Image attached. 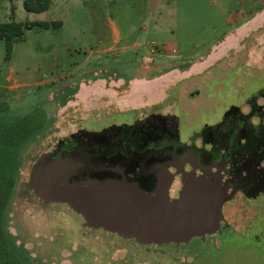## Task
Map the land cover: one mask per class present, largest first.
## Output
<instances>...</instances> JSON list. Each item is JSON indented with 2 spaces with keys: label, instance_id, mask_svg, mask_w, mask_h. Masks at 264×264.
I'll return each instance as SVG.
<instances>
[{
  "label": "rangeland",
  "instance_id": "374dc122",
  "mask_svg": "<svg viewBox=\"0 0 264 264\" xmlns=\"http://www.w3.org/2000/svg\"><path fill=\"white\" fill-rule=\"evenodd\" d=\"M22 1L0 0V22L42 17L26 11ZM70 2L74 8L60 16L62 26L27 31L8 59L0 39V85L12 74L19 82L37 76V84L46 87H32L29 93L17 88L10 92L15 96L0 99L9 104L8 117L45 107L47 92L54 93L45 126L21 153L6 210V228L26 251L29 264H264L263 192L233 194L223 205L219 229L203 238L147 244L88 226L69 204L38 198L28 180L32 164L48 151H58L61 140L80 136L82 126L95 133L89 132L87 146L95 153L104 142L99 139L96 146L95 135L104 136L111 153L123 141L129 150L144 136L148 141L166 132L159 114L166 117L170 133L199 145L205 125L219 123L230 111L237 128L226 137L238 145L239 114L257 123L261 111L251 106H262L264 113V98L258 95L264 89V0ZM134 77L151 81L136 92L141 102L133 109L116 108L127 102L123 95ZM95 78L105 81L95 85L98 92L105 91L95 107L116 106L93 109L80 124L92 108L60 110L59 102L67 88ZM73 147L67 148H78Z\"/></svg>",
  "mask_w": 264,
  "mask_h": 264
},
{
  "label": "water",
  "instance_id": "95a60500",
  "mask_svg": "<svg viewBox=\"0 0 264 264\" xmlns=\"http://www.w3.org/2000/svg\"><path fill=\"white\" fill-rule=\"evenodd\" d=\"M127 163L62 151L32 167L29 186L41 200L69 204L88 226L140 243H185L219 229L222 204L233 193L218 174L189 175L179 198L169 201L171 176L158 194H144L123 170Z\"/></svg>",
  "mask_w": 264,
  "mask_h": 264
},
{
  "label": "crops",
  "instance_id": "0c3cea01",
  "mask_svg": "<svg viewBox=\"0 0 264 264\" xmlns=\"http://www.w3.org/2000/svg\"><path fill=\"white\" fill-rule=\"evenodd\" d=\"M70 1L71 0H52L47 10L41 13H38V14H41L42 17L27 18L26 21L55 22L54 26H62L63 22L60 16L64 14V12H67L74 8V5H73L74 3ZM22 5H23V1H22ZM116 31L118 33L117 29L115 30V32ZM118 38H119L118 41H120L121 37H118ZM91 53L93 52L91 51ZM95 56H98V55H95ZM23 79L24 81L22 80L21 82H19L18 79L15 78L12 74H8L5 77V82L0 85V88H1L0 99H3L6 95H9V94L14 95V93H10V92L18 91L17 88H22V87L26 88V93L31 92L33 88H37L38 90H42L41 88L43 89L46 88L45 85L37 84L39 82L37 76H34L31 81L29 80L30 77L28 76H23ZM125 81L126 80L124 78L119 79V82L125 83ZM10 82H12L13 85H9ZM102 82L104 83L105 81H103L100 78H97L94 81L89 80V79L80 80L77 86V90L75 91L74 94H71L69 96V100L66 102L64 106L60 108V110L61 109L65 110L66 108L75 107V106L76 107L80 106V108H85V109L92 108L91 110H89L88 115L84 117V119L80 120V124H81L82 121L88 118L90 113L94 111L93 109L98 110V109H107L109 107H115L116 105L114 104L109 105V103L107 105H104L106 107H103V105H99V104L97 105V107H95L94 105L95 100H97L99 96L105 94L104 93L105 91L98 92L95 87L96 84L102 83ZM149 82L151 81L145 78H138V77H134L128 80V91L127 93L123 95L125 98H127L126 100L127 102H125L123 105L122 104L117 105L116 108H122V109L123 108H131V109L136 108L139 102H141V100L139 101L137 99L136 92L143 90L145 87L147 88ZM56 85L58 84L55 83L54 86ZM53 95H54L53 92H50V91L47 92V99L43 103L45 104V107L43 108L46 110V113L48 112L47 105L51 104V99L53 98ZM159 115L164 118L163 121H166L165 122L166 132L164 131L159 136H154V138L148 141H147L148 139L147 136H144L145 137L144 142L142 143L137 142V144H134L131 148H129V150L125 147V142L123 141L119 144L120 147H117L111 153H107L106 147H105L106 140L104 136L95 135L93 137V138H97V144L95 145L96 146L98 145L99 139H103L104 141L102 143L103 146L102 145L99 146V150H98L99 153H95L93 149H90L92 150V152L88 151L87 146H89L88 144L90 143L89 134L90 133L95 134V133L88 131L86 129L83 131L84 128L82 126L81 128L82 133L79 134L80 136H72L71 138H65L61 140L58 144V147L60 148L58 149V151H57V148H55L52 151H48L47 152L48 154L46 153L45 155L41 157L39 156V157L41 159L45 157L52 159V158L57 157L58 154L62 151H66V152L73 151V152H81L88 156H100V157H103L105 160L112 159L114 161H117V160L128 161L127 165L124 166L123 170H125V173L127 174L129 178L134 179L137 189H139L144 194L155 196L156 194H158L161 186L164 183H166V181L168 182L167 179L171 176V182L167 184L168 186L166 190L167 199L169 201H173L179 198L180 192L184 186V182L188 178L189 175H192L194 177H201V176H207L208 174L209 175L218 174L221 177L222 185H226L227 192L230 193L231 192L230 184H229L230 179L224 177V174H222V170H220L217 165L205 166V164H202L201 162H199L200 164L199 166L191 167L189 163H186L182 165V170H181L180 165L182 163V159L179 158L180 154L178 153L177 145L175 146L171 145V142L176 140V141H179L181 144H186L189 146L192 143L197 148V149L195 147L192 148V150H195V151H199V148H202V146H204L206 150H211L214 147H216L217 149L218 147H220V149H218L216 152L217 157H218L219 151L223 148L228 147L232 141V137H226L225 135L223 136V134H221V132L218 131L217 126L221 121H223L225 116L223 117V119H221L219 123H216L213 126L205 125L204 127L203 125L204 127L203 132L205 135L198 138L200 140V143L199 145H196L195 141L194 142L192 141L193 139L187 142L184 139L179 138V136L176 134L172 136L171 135L172 133H170L169 129L166 128V125H167L166 117L161 114ZM175 122H176L175 125H177L178 120H176ZM257 123H254L253 121H251L252 125H256ZM134 125H139V124L138 122H136ZM262 128L264 130V121H263ZM241 139L242 138L240 137L239 139L240 143H242ZM71 145L74 146L73 148L77 146L78 148L68 150V148ZM54 150H56V152H54ZM189 156L191 157V154H189ZM190 157H188V159L192 158ZM38 161L39 160L37 159L36 162L32 164L30 171H29L28 180L30 179V173H31L32 167L35 164H37ZM261 162H264V159L261 160ZM260 165H261L260 167H264V164L261 163ZM243 173L249 174V172L246 170H243ZM232 193L235 194L234 192ZM232 198L233 197L226 199L222 204V208H223V205L225 206L228 204L226 203V201Z\"/></svg>",
  "mask_w": 264,
  "mask_h": 264
},
{
  "label": "trees",
  "instance_id": "16d2710c",
  "mask_svg": "<svg viewBox=\"0 0 264 264\" xmlns=\"http://www.w3.org/2000/svg\"><path fill=\"white\" fill-rule=\"evenodd\" d=\"M51 1L23 0V7L28 12L41 13L49 8ZM54 25L55 22L47 21L0 22V39L5 43V59L9 58L14 44L25 38L28 30L46 29ZM76 90L77 86L67 88L59 105L64 106ZM258 95L264 98V89ZM8 111V102L0 100V264H29L26 251L16 243V237L6 228V210L19 176L21 153L45 126L47 113L44 108L35 107L24 115L10 118Z\"/></svg>",
  "mask_w": 264,
  "mask_h": 264
},
{
  "label": "flooded vegetation",
  "instance_id": "af4514ba",
  "mask_svg": "<svg viewBox=\"0 0 264 264\" xmlns=\"http://www.w3.org/2000/svg\"><path fill=\"white\" fill-rule=\"evenodd\" d=\"M252 110L261 111L257 113L258 123L252 125L250 121V116H246L240 113V120L243 121L239 126L240 137L242 138L236 145L232 139L229 144V148H223L219 151L217 157L218 147H214L211 150H206L204 146L199 148V151L192 150L195 146L181 144L179 141L174 140L171 145H177L178 153L182 159L180 169L182 170V165L189 163L191 167L199 166V162L205 164V166L217 165L225 178L230 179V191L234 192L235 195L242 193V195H247L249 191H253V196H257L260 193H264V167H260L261 160L264 159V130H263V116L264 113L260 109V106H251ZM230 111L225 115L223 121L218 124V131L222 132L223 128L226 131H232V128L236 126L232 123V114ZM230 116V117H229ZM159 118L164 119L159 115ZM249 118V119H248ZM246 121V123H245ZM224 126V127H223ZM222 134V133H221ZM174 136V133L171 134ZM196 148V147H195ZM197 149V148H196ZM191 154V157L189 156ZM190 157L191 159H188ZM243 170L249 172V174H244ZM245 183V184H244ZM234 195V196H235ZM233 199V198H232ZM232 199L226 201L230 202ZM223 219V218H222ZM222 220L220 221V223Z\"/></svg>",
  "mask_w": 264,
  "mask_h": 264
}]
</instances>
